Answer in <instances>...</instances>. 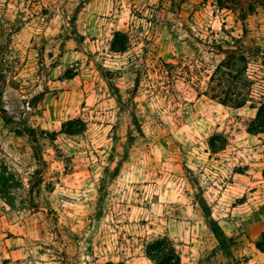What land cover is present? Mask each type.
Instances as JSON below:
<instances>
[{"label":"rangeland","instance_id":"374dc122","mask_svg":"<svg viewBox=\"0 0 264 264\" xmlns=\"http://www.w3.org/2000/svg\"><path fill=\"white\" fill-rule=\"evenodd\" d=\"M253 3L245 15L215 0H0V264H155L146 246L160 237L181 264H264L256 110L195 92L222 50L243 47L249 74L264 69V0ZM116 31L124 53L111 51ZM161 61L190 67L191 84L160 91ZM77 118L83 133H61Z\"/></svg>","mask_w":264,"mask_h":264},{"label":"trees","instance_id":"16d2710c","mask_svg":"<svg viewBox=\"0 0 264 264\" xmlns=\"http://www.w3.org/2000/svg\"><path fill=\"white\" fill-rule=\"evenodd\" d=\"M219 10L237 11L248 15L255 10L253 0H215ZM244 17V16H243ZM244 19V18H243ZM130 45L129 36L122 32L116 31L111 42V51L115 53H124ZM241 49L222 50L226 58L219 63L206 82L204 89L196 87L195 92L198 95L209 97L225 107L242 108L249 104L251 109L256 110V116L251 120L248 132L253 135L264 134V69L254 75L248 72V58ZM237 62L243 63L241 67ZM159 84L158 89L162 92H174L180 80L189 81L193 76L190 67L183 66L180 63H166L161 61L158 64ZM198 75V72H196ZM187 76V77H186ZM194 84V83H193ZM2 119L9 123L5 116ZM87 123L80 119H70L62 124L61 133L68 135L81 134L86 130ZM18 135H27L32 142H38V136L35 129L24 127L16 129ZM41 134H46L41 131ZM56 134V133H53ZM210 148L216 152L225 147V142L216 141L213 137L209 141ZM264 178V169H263ZM9 175H0V191L9 187ZM3 194V193H2ZM4 196L5 202H10L8 197ZM205 214L211 216V210L207 207ZM211 231L215 238L222 245L224 250L230 254V242L223 228L219 223L213 222ZM256 248L264 252V233L260 240L256 242ZM146 254L155 264H181V255L174 243L168 237H160L149 242L146 246ZM108 264H125V263H108Z\"/></svg>","mask_w":264,"mask_h":264}]
</instances>
